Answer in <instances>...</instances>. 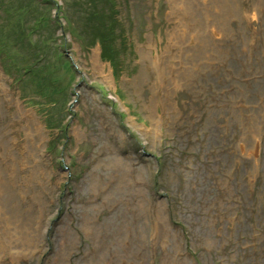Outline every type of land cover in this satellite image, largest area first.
Wrapping results in <instances>:
<instances>
[{"label":"rangeland","instance_id":"1","mask_svg":"<svg viewBox=\"0 0 264 264\" xmlns=\"http://www.w3.org/2000/svg\"><path fill=\"white\" fill-rule=\"evenodd\" d=\"M0 136V264H264V0H0Z\"/></svg>","mask_w":264,"mask_h":264},{"label":"bare ground","instance_id":"2","mask_svg":"<svg viewBox=\"0 0 264 264\" xmlns=\"http://www.w3.org/2000/svg\"><path fill=\"white\" fill-rule=\"evenodd\" d=\"M97 66H98L99 69L104 70L103 65H101L98 61H97ZM3 94L5 95V97H6L7 100H8V99H11V101H12V103H13V105H14V96L11 95L10 91H9V93H8V91L4 89V90H3ZM33 120H34V119H33ZM30 127H32L33 129H35V131L37 130L38 133H40V127H39L38 123H37L35 120H34V122H31V123H30ZM2 140H3V139H1V136H0V145H1V146L3 145ZM6 140H7V139H6ZM6 140H5V142H6ZM9 142H11L10 139L7 140V142H6V147H7V148L10 147V143H9ZM3 147L5 148V146H3Z\"/></svg>","mask_w":264,"mask_h":264}]
</instances>
